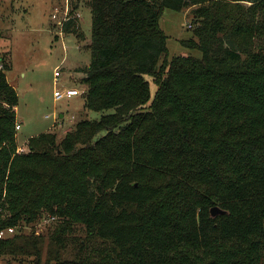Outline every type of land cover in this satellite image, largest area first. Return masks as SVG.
<instances>
[{
	"label": "trees",
	"instance_id": "16d2710c",
	"mask_svg": "<svg viewBox=\"0 0 264 264\" xmlns=\"http://www.w3.org/2000/svg\"><path fill=\"white\" fill-rule=\"evenodd\" d=\"M81 5L92 15L91 62L77 72L99 120H81L61 141L42 134L16 153L19 95L0 60V230L57 214L59 251L46 264H70L60 254L78 224L107 243H92L96 261L79 243L78 264H263L264 0ZM190 7L188 52L168 61L161 16ZM63 32L86 40L72 17ZM216 206L225 213L213 217ZM240 240L245 248L230 246ZM42 241L0 240V254L40 263Z\"/></svg>",
	"mask_w": 264,
	"mask_h": 264
},
{
	"label": "rangeland",
	"instance_id": "374dc122",
	"mask_svg": "<svg viewBox=\"0 0 264 264\" xmlns=\"http://www.w3.org/2000/svg\"><path fill=\"white\" fill-rule=\"evenodd\" d=\"M76 5L80 6L78 11L73 10ZM194 9L195 7H190L182 12L165 10L162 14L160 28L167 36L168 61L188 52L182 42L193 37L192 31L196 27L192 13ZM71 17L80 24L85 41L75 34L63 32V25ZM91 26V11L81 5V0H0V57L3 56L6 64L10 65V70L6 72L7 79L19 95L17 124L21 129L17 133V144L23 152L18 154L29 152L28 142L32 138L53 133L61 141L81 120L101 118V113L86 110L85 96L88 86L82 83L84 77L75 72L77 68H84L91 62V51L88 49ZM193 55L201 57L199 52H194ZM57 69L61 70L58 83L55 78ZM149 80L154 97L157 87ZM71 88L82 90V94L71 100L56 101L55 90ZM166 200L164 212L175 216L178 211L174 202ZM160 203L161 201L153 203L151 208ZM213 208H210V212ZM63 222L57 214L49 213H44L31 224L19 222L13 227L14 233L9 239L17 235L28 237L33 234L43 237L41 261L39 263L34 258H15L0 254V264H46L49 253L54 256L59 251L54 235ZM68 237L69 245L61 249L60 256L64 262L68 261L70 264H78L79 243L89 245V251L83 256L85 259L91 252L93 242L94 249L107 247L106 242L89 238L81 224L75 225ZM250 239L262 240L259 236H252ZM230 246L235 250L239 246L245 248L246 240L232 242ZM87 260L96 261L95 255H89Z\"/></svg>",
	"mask_w": 264,
	"mask_h": 264
},
{
	"label": "built area",
	"instance_id": "2783aa9c",
	"mask_svg": "<svg viewBox=\"0 0 264 264\" xmlns=\"http://www.w3.org/2000/svg\"><path fill=\"white\" fill-rule=\"evenodd\" d=\"M60 74H61V70L57 69L55 71V78H56L57 83H58L57 79L60 77ZM81 94H82V91L78 89H64V90L57 89L55 90L54 97L56 101H60L63 99H71ZM20 129H21L20 125H17L16 130L19 131ZM22 152L23 150L18 148L17 153H22ZM13 233H14L13 228L1 229L0 230V240L9 239Z\"/></svg>",
	"mask_w": 264,
	"mask_h": 264
},
{
	"label": "water",
	"instance_id": "95a60500",
	"mask_svg": "<svg viewBox=\"0 0 264 264\" xmlns=\"http://www.w3.org/2000/svg\"><path fill=\"white\" fill-rule=\"evenodd\" d=\"M225 212L223 211V210H221L220 208H218V207H215V208H213L212 210H211V215L213 216V217H216V216H218V215H221V214H224Z\"/></svg>",
	"mask_w": 264,
	"mask_h": 264
},
{
	"label": "crops",
	"instance_id": "0c3cea01",
	"mask_svg": "<svg viewBox=\"0 0 264 264\" xmlns=\"http://www.w3.org/2000/svg\"><path fill=\"white\" fill-rule=\"evenodd\" d=\"M2 58H3V56L2 57H0V60H2ZM87 67V66H86ZM78 69V68H77ZM77 69L75 70V72L77 73V74H79V75H82V78L84 77V74L83 73H81V72H77ZM71 89H77V88H71ZM79 90V89H78ZM82 91V90H81ZM77 97V96H76ZM71 99H73V98H71ZM71 99H69V100H71Z\"/></svg>",
	"mask_w": 264,
	"mask_h": 264
}]
</instances>
